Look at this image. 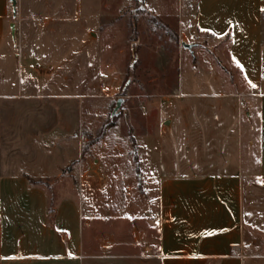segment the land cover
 <instances>
[{
	"label": "rangeland",
	"instance_id": "374dc122",
	"mask_svg": "<svg viewBox=\"0 0 264 264\" xmlns=\"http://www.w3.org/2000/svg\"><path fill=\"white\" fill-rule=\"evenodd\" d=\"M7 1L0 39V176H23L28 183L30 177L46 191L51 206L55 193L65 187L54 184L77 183L79 173L73 172L80 164L93 181L114 182L122 195L132 190L136 203L142 193L136 139L145 143V134L159 131L167 117L159 107L185 98L175 96L179 85L180 93L200 92L204 83L215 91L217 72L233 84L240 82L225 41L207 32L191 34V25L181 33L176 21L180 0H16L15 16ZM183 6L185 15L190 7ZM262 23L264 40V12ZM247 32L243 30L252 46L254 38ZM226 33L230 38L231 29ZM182 42L192 44L191 49ZM21 85L22 92H17ZM110 122L113 125L107 126ZM95 143L100 145L91 151ZM170 144L172 149L169 141L155 148L142 144V172L165 175L163 161L180 159L177 142ZM0 187L6 190L3 181ZM261 192L245 185L249 264H264V216H256L257 209L264 215V189ZM93 218L82 229L86 236L99 237L90 239L93 253L104 251L99 240L108 234L133 239V231L143 226L137 217ZM134 246L114 250L127 254L113 262L151 264L149 257L137 255V243Z\"/></svg>",
	"mask_w": 264,
	"mask_h": 264
},
{
	"label": "crops",
	"instance_id": "0c3cea01",
	"mask_svg": "<svg viewBox=\"0 0 264 264\" xmlns=\"http://www.w3.org/2000/svg\"><path fill=\"white\" fill-rule=\"evenodd\" d=\"M180 2L176 21L181 33L191 25V34L207 32L225 41L240 71L239 84L217 72L215 91L204 83L200 92L180 93L179 85L175 96L185 98L159 107L167 117L159 131L144 135L142 144L155 148L169 141L172 149L170 142L176 141L180 159L164 160L163 176L144 173L138 153L142 144L136 139L142 190L136 203L132 190L122 195L114 182L93 181L82 164L73 172L79 173L77 183L54 184L66 188L55 193L52 206L46 191L25 177L0 176L6 186L2 192L0 187V264H120L113 260L127 253L114 250L128 251L134 243L137 255L149 257L151 264H249L243 194L247 183L260 194L264 189V0ZM183 4L190 7L185 15ZM7 13L8 1L0 0V39ZM246 28L254 38L252 46L243 34ZM100 216L137 217L143 226L133 231V239L108 234L99 240L104 251L93 253L90 239L99 237L86 236L82 229ZM20 225L24 231H15Z\"/></svg>",
	"mask_w": 264,
	"mask_h": 264
},
{
	"label": "water",
	"instance_id": "95a60500",
	"mask_svg": "<svg viewBox=\"0 0 264 264\" xmlns=\"http://www.w3.org/2000/svg\"><path fill=\"white\" fill-rule=\"evenodd\" d=\"M9 1L11 2V9H12L13 16H15V14H16V0H9ZM10 28L13 32V30H14V24L13 23L10 24ZM181 45L187 49H191V47H192V44H188L185 42H182ZM120 103H121V99L119 98L116 102V106L114 107V109L112 111V114H114L117 111Z\"/></svg>",
	"mask_w": 264,
	"mask_h": 264
},
{
	"label": "trees",
	"instance_id": "16d2710c",
	"mask_svg": "<svg viewBox=\"0 0 264 264\" xmlns=\"http://www.w3.org/2000/svg\"><path fill=\"white\" fill-rule=\"evenodd\" d=\"M111 125H113V122H110L107 126H111ZM103 135H104V132L102 131L101 134H99L98 138H101ZM26 178L29 179V182L31 183V178L27 177V176H26ZM49 210H50V208H49ZM50 214H51V211H49V215Z\"/></svg>",
	"mask_w": 264,
	"mask_h": 264
},
{
	"label": "snow or ice",
	"instance_id": "6c2138e0",
	"mask_svg": "<svg viewBox=\"0 0 264 264\" xmlns=\"http://www.w3.org/2000/svg\"><path fill=\"white\" fill-rule=\"evenodd\" d=\"M249 83L251 84V81H249ZM251 86H252V87H256V85H254V84H252Z\"/></svg>",
	"mask_w": 264,
	"mask_h": 264
},
{
	"label": "built area",
	"instance_id": "2783aa9c",
	"mask_svg": "<svg viewBox=\"0 0 264 264\" xmlns=\"http://www.w3.org/2000/svg\"><path fill=\"white\" fill-rule=\"evenodd\" d=\"M102 87V86H101Z\"/></svg>",
	"mask_w": 264,
	"mask_h": 264
}]
</instances>
